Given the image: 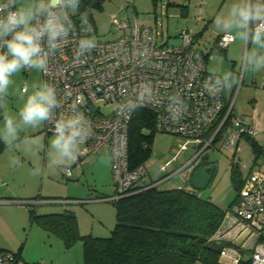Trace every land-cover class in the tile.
<instances>
[{
    "label": "clouds",
    "instance_id": "clouds-1",
    "mask_svg": "<svg viewBox=\"0 0 264 264\" xmlns=\"http://www.w3.org/2000/svg\"><path fill=\"white\" fill-rule=\"evenodd\" d=\"M80 9L81 0H0V142L10 153L13 166H21L16 155L21 149L35 156L43 154L44 163L34 165L30 172L35 178H44L49 166L71 175V164L83 155L82 146L95 135L93 122L81 110L84 98L74 96L69 85L61 92L48 79L19 86L15 79L24 71L47 75L51 60L73 42V63L86 62L100 41L89 20L90 9ZM77 13L79 25L73 19ZM214 26L233 44L239 42L241 52L235 71L219 67L224 63L219 51L209 57L213 66L199 84V95L212 98L215 104L199 116L201 122H207L222 107L220 97L239 88L246 75L264 70V0H236L214 17ZM110 54L116 60L131 59L142 68L151 66L154 55L149 47L135 43L127 49L122 43L114 45ZM117 95L114 103L119 116L152 105L163 109L168 122L178 125L189 110L192 84L161 93L150 78L143 77L135 85L123 82ZM10 97L19 102L15 113L7 109ZM44 126L52 132L47 143L27 134Z\"/></svg>",
    "mask_w": 264,
    "mask_h": 264
},
{
    "label": "rangeland",
    "instance_id": "rangeland-1",
    "mask_svg": "<svg viewBox=\"0 0 264 264\" xmlns=\"http://www.w3.org/2000/svg\"><path fill=\"white\" fill-rule=\"evenodd\" d=\"M176 2L188 5L187 0H176ZM200 2L202 4L199 7ZM234 2L236 0H190L188 5L190 17L194 18V15L200 11L203 18L198 30L207 22L201 36L204 44L198 46L202 50L207 49L204 50L205 52L209 51V45L215 42L217 35L222 34L215 29L214 17ZM130 8L137 15L156 19V25L160 31L157 38L159 44H182V38L176 34L185 22L179 16V6L168 5V0H158L156 7L152 0H106L100 11L92 13L97 38L104 41L115 37L116 30L111 24L112 15H117L122 19L126 18L127 10ZM191 18H188L190 19L189 24H192ZM218 51L224 57V63L219 67L222 70L235 71L241 52L239 42L231 43L225 52L222 49ZM213 52L215 51H211L210 54L212 55ZM210 66L213 65H210L208 60L207 69ZM15 79L19 86L25 82L42 79V74L24 71ZM225 98L229 102H234V114H241L248 119H251L253 115L256 102L259 104V110H264V70L246 75L239 88L226 93ZM7 109L12 113L18 111L19 102L15 97L9 98ZM0 126H2V115H0ZM42 128L28 130L27 134L38 136L47 143L52 134L46 135ZM261 138V143H264V137ZM191 140L171 133H155L150 143V155L144 162L147 171L145 179L156 183L161 188L186 186L188 182L184 180L186 169L184 166L197 158L198 153L202 151L201 157L208 156L214 161L215 171L208 185L196 191L204 199H209L220 207H224L233 199L236 192L233 175L235 178L240 174L241 176L246 175L252 165L261 167L264 164V152L260 151L256 159L252 143L246 138L241 139L237 151L236 146H227L221 140L206 147L204 151V143L197 147ZM16 155L21 160L20 167L10 164V153L6 148L0 156V250L17 252L28 263L84 264L81 240L76 239L69 247H66L61 237L47 231L37 219H31L30 210L34 211L35 216L62 212L65 209L73 211L76 215L79 233L80 231H92L91 212H101L107 215L105 218L107 220L104 219L105 224L99 226L95 217L93 232L95 234L90 235L108 236L114 225L115 216L111 201L94 203L96 204L94 206L91 205L94 201L82 204L74 200L72 203L62 202H67L63 200H70V197L75 196H95L96 191H102L103 195L111 194L114 184L110 156L108 154L88 155L81 160L80 164L76 161L73 163L74 166L73 164L70 166L71 175L69 177L59 169L49 166L44 178H35L30 175V172L34 165L44 163L43 154L35 156L21 149ZM214 166L211 167L214 168Z\"/></svg>",
    "mask_w": 264,
    "mask_h": 264
},
{
    "label": "built area",
    "instance_id": "built-area-1",
    "mask_svg": "<svg viewBox=\"0 0 264 264\" xmlns=\"http://www.w3.org/2000/svg\"><path fill=\"white\" fill-rule=\"evenodd\" d=\"M76 23L79 25V22ZM111 24L117 35L109 40L98 39L99 46L88 55L85 63H73V42L51 60L47 75L41 73L42 79L56 83L59 91L63 92L65 85H69L74 96L78 94L84 98L81 110L93 122L95 135L82 146L83 155L78 158L77 163L80 164L88 155L110 156L115 193L107 200L130 194L134 186L141 183L147 175L143 165L129 168L128 124L134 112L130 116H119L115 111L114 99H119L117 93L125 81L129 85H135L143 77H148L160 88L161 93H171L187 83L192 84V96L187 101L189 110L178 125L168 122L166 113L161 108L152 105L141 107L153 113L156 132L181 135L204 143L205 148L213 143V137L218 131L221 132L220 140L231 147L242 136H257L258 127L241 114H234V102L227 101L225 94L220 97L222 107L214 111L207 122L199 119L202 113L215 104L212 98L199 95V84L208 73L210 50L214 47L225 49L231 43L227 36L218 34L215 42L209 45V51L205 52L197 46L195 34L189 28H183L178 33L183 40L181 45L159 44L157 38L160 31L157 25L143 24L131 8L127 10L126 18L112 15ZM121 43L126 49L131 48L134 43L149 47L154 53L151 66L142 68L128 58L113 59L110 50ZM222 44L224 47H221ZM218 121L213 134L209 138L205 137V133ZM44 130L46 134H52L48 126H44ZM193 161L184 167H188ZM230 213L234 214L236 225L241 226L240 232L244 233L245 238H255L247 260L250 264H264V241L259 240L264 237V171L253 167L243 180L236 202L225 217ZM215 239L218 242L225 241L224 233L218 230ZM240 248H243L242 245ZM219 259L222 264H239L244 258L239 249L227 245L220 250ZM0 264L40 263H28L17 252L0 250Z\"/></svg>",
    "mask_w": 264,
    "mask_h": 264
},
{
    "label": "trees",
    "instance_id": "trees-1",
    "mask_svg": "<svg viewBox=\"0 0 264 264\" xmlns=\"http://www.w3.org/2000/svg\"><path fill=\"white\" fill-rule=\"evenodd\" d=\"M105 1L81 0L80 10L90 9L89 20L93 25L92 13L100 11ZM157 1L152 0L154 7ZM168 4L179 6L180 14L184 17L187 15L185 5L176 4L174 0H168ZM78 17L79 13L73 16L76 22H79ZM218 50L214 47L210 52ZM218 123L205 133V137L209 138L213 134ZM155 133L153 113L142 108L136 110L128 124L130 169L144 166ZM220 137L221 132L218 131L212 142L220 140ZM247 139L251 141L257 159L260 147L252 138ZM4 148L0 142V153ZM209 163L214 164L202 157L201 164ZM234 176L233 182L238 193L242 182ZM153 183L145 182L144 179L134 186L130 194L110 200L115 209V223L108 236L80 234L76 215L67 209L38 216L31 209V219H37L47 231L61 237L66 247L80 239L84 264H195L198 261L221 264L220 250L227 243L216 241L215 234L218 230L222 232L225 214L237 197L233 204L223 208L199 196L195 190L161 188ZM259 240L264 241V237ZM239 264H250V261L242 259Z\"/></svg>",
    "mask_w": 264,
    "mask_h": 264
},
{
    "label": "crops",
    "instance_id": "crops-1",
    "mask_svg": "<svg viewBox=\"0 0 264 264\" xmlns=\"http://www.w3.org/2000/svg\"><path fill=\"white\" fill-rule=\"evenodd\" d=\"M188 1V5L190 4V0H187ZM174 2L177 4V2H176V0H174ZM202 3L200 2L199 4H198V6L200 7V5H201ZM168 5H172V4H168ZM183 5V4H182ZM188 5H185L186 6V9H187V15L184 17V16H182L181 14H180V9H178L179 11V16L181 17V18H183L184 19V22H185V25L183 26L184 28H189V29H191L193 32H194V34H195V39L197 40L196 42H197V46H200L201 44L203 45L204 44V42H202V40H201V36H202V33L204 32V29H205V27L207 26V22H205V24L201 27V29L200 30H198V28H199V23H201V21L203 20V18H202V16L200 15V11H198V13H196L195 15H194V18H191L190 17V10H189V6ZM172 6H175V5H172ZM177 6V5H176ZM135 12V11H134ZM136 14V13H135ZM137 15V14H136ZM137 17L139 18V20L143 23V24H146V25H156V19L155 20H152V19H148V18H146L145 16H140V15H137ZM188 18H191V23L192 24H189V21H190V19H188ZM183 27H182V29H183ZM194 28H196V30L194 29ZM181 30V29H180ZM179 33V32H178ZM178 33L176 34V36L178 35ZM117 35V34H116ZM115 35V36H116ZM216 39V38H215ZM232 43V42H231ZM230 43V44H231ZM229 44V45H230ZM228 45V46H229ZM206 46V45H205ZM227 46V47H228ZM227 47L225 48V50L227 49ZM200 48V47H199ZM200 49H202V48H200ZM204 50H207V49H204ZM207 65H208V63H207ZM258 102H256L255 103V105H254V107H253V115H252V117H251V119H248L247 117V119L249 120V121H251L252 123H254L257 127H258V134H257V136L256 137H254V138H252L254 141H255V143L260 147V150L262 151V150H264V143H261V141L260 140H262V138L261 137H264V110H259V107H258ZM42 129H44V127L42 128ZM47 135V134H46ZM242 138H246L247 139V137L246 136H242L237 142H236V144H235V146H236V151L239 149V144H240V142H241V139ZM192 142H194V144L195 145H197V147L201 144V143H198L196 140H191ZM205 149L206 148H204L203 150L205 151ZM2 153V152H1ZM1 153H0V156H1ZM203 154V153H202ZM202 159V158H201ZM201 159H200V161H198V162H196L195 163V166L192 168V167H187L186 169H185V174H184V180L185 181H187L188 182V184L186 185V186H179V185H177L176 187H182V188H185V189H187V190H195L192 186H191V184H190V181H189V177H190V173H191V171L197 166V165H200L201 164ZM206 159L209 161V162H214L210 157H208V156H206ZM207 166H214V164H212V163H209V164H206ZM73 166H74V164H73ZM72 166V167H73ZM254 165H252L250 168H249V170H248V172L246 173V175H243V176H241V174H240V176L238 177V179H239V181L240 182H243V180L248 176V174L250 173V171L253 169L252 167H253ZM257 168H259L260 170H262V171H264V164H262L261 165V167H257ZM214 171H215V166H214ZM213 171V172H214ZM213 172H212V176H213ZM76 178V179H75ZM75 178H73V179H75V180H77V177H75ZM167 179H168V177H167ZM70 180V179H69ZM165 180H166V178H165ZM113 181V180H112ZM145 182H149V181H147V179H145ZM151 182V181H150ZM114 186V185H113ZM196 191V190H195ZM97 193V194H96ZM114 193H115V188L113 187V190H112V193L111 194H109V195H103L102 194V191H96L95 192V196H93V195H89V196H87V197H80V196H75V197H73V198H71L70 197V200H67V199H64L63 201H67V202H62V203H72L73 202V200L74 201H78V202H80L81 204L82 203H84V202H88V201H94L93 202V204H91V205H96V204H94V203H98V202H101V201H106L108 198H110L111 196H113L114 195ZM90 194H92V193H90ZM199 196H201L199 193H197ZM237 194L238 193H236L235 192V194H234V197H233V199L230 201V202H228L227 203V205H225L223 208H225L226 206H228V205H230L231 203L233 204L234 203V200H235V198L237 197ZM37 195H39V194H37ZM93 196V197H92ZM69 199V198H68ZM90 199H92V200H90ZM107 201H110V200H107ZM92 203V202H91ZM112 208L114 209V206H113V204H112ZM114 211H115V209H114ZM114 214H115V212H114ZM91 217H92V219H93V223H92V225H91V230L92 231H90V232H87V231H85V232H81L80 230V234H87V233H89V234H95V233H93L94 232V226H95V224H94V221H96V219L98 220V225L99 226H101V225H104L105 223H104V219L107 217V215L106 214H104V213H101V212H91ZM95 217H96V219H95ZM108 217H109V215H108ZM110 218V217H109ZM105 220H107V219H105ZM114 223H115V216H114V221H113ZM113 223V224H114ZM78 224H79V222H78ZM110 226H112V225H110ZM114 226V225H113ZM79 227H80V225H79ZM107 228V227H106ZM109 228V227H108ZM111 228V227H110ZM113 228V227H112ZM111 228V229H112ZM111 229H110V231H111ZM221 230H222V232L224 233V239H225V242L227 243V245L229 246V247H234V248H237V249H239L240 251H242V253H243V258L244 259H247V256H248V254H249V251H250V249H251V247L253 246V243H254V241H255V238H245V236H244V233L243 232H240L241 231V226H239V225H236V218H235V216H234V214H232V213H230V214H228L225 218H224V220H223V222H222V225H221ZM94 236H101V235H94ZM241 245H242V247L243 248H240L241 247ZM221 259H219V262L221 263V261H220ZM199 262V261H198ZM198 262H196V263H198ZM200 264H204V263H202V262H199ZM222 264V263H221Z\"/></svg>",
    "mask_w": 264,
    "mask_h": 264
},
{
    "label": "water",
    "instance_id": "water-1",
    "mask_svg": "<svg viewBox=\"0 0 264 264\" xmlns=\"http://www.w3.org/2000/svg\"><path fill=\"white\" fill-rule=\"evenodd\" d=\"M213 171L214 168L211 166L205 164L197 165L190 173L189 181L191 186L195 190L205 188L212 178Z\"/></svg>",
    "mask_w": 264,
    "mask_h": 264
},
{
    "label": "flooded vegetation",
    "instance_id": "flooded-vegetation-1",
    "mask_svg": "<svg viewBox=\"0 0 264 264\" xmlns=\"http://www.w3.org/2000/svg\"><path fill=\"white\" fill-rule=\"evenodd\" d=\"M201 154H202V151H200V152L198 153V157L195 158L194 161H193L188 167H193V166H195V163L198 162V161H200V159L202 158V157H201ZM186 168H187V167H186Z\"/></svg>",
    "mask_w": 264,
    "mask_h": 264
}]
</instances>
